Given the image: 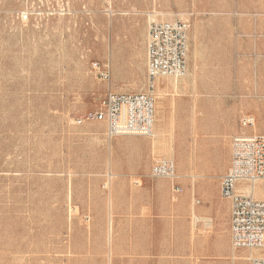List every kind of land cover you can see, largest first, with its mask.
<instances>
[{
    "label": "rangeland",
    "instance_id": "rangeland-1",
    "mask_svg": "<svg viewBox=\"0 0 264 264\" xmlns=\"http://www.w3.org/2000/svg\"><path fill=\"white\" fill-rule=\"evenodd\" d=\"M171 21L190 28L187 74L155 91L170 143L77 124L147 91L150 25ZM244 115L264 133V0H0V264H251L216 195Z\"/></svg>",
    "mask_w": 264,
    "mask_h": 264
},
{
    "label": "built area",
    "instance_id": "built-area-1",
    "mask_svg": "<svg viewBox=\"0 0 264 264\" xmlns=\"http://www.w3.org/2000/svg\"><path fill=\"white\" fill-rule=\"evenodd\" d=\"M108 2L109 0H102ZM28 15H22L27 20ZM189 25L183 22H154L150 25L146 45L147 91L138 94L108 92L97 111L85 114L77 124L101 122L106 125L110 139L123 136L151 137L155 125V91L161 79L178 80L187 74ZM99 76L109 79L108 68ZM243 128H256L252 115L241 118ZM151 177L175 181L174 162L161 160L151 169ZM264 183V134L241 135L232 140V160L220 180L221 197L231 202L230 232L234 251H263V257L252 258L251 264H264V200L256 199L252 190ZM176 194L181 187H174Z\"/></svg>",
    "mask_w": 264,
    "mask_h": 264
},
{
    "label": "bare ground",
    "instance_id": "bare-ground-1",
    "mask_svg": "<svg viewBox=\"0 0 264 264\" xmlns=\"http://www.w3.org/2000/svg\"><path fill=\"white\" fill-rule=\"evenodd\" d=\"M170 15V14H169ZM166 81L169 83V79H166ZM172 82H174V81H172ZM159 84V83H158ZM169 85V84H168ZM172 86H173V83H172ZM174 87V86H173ZM165 95V94H164ZM164 95H163V93H162V91H161V89L160 88H158L157 89V93H156V97L159 99V100H163V98H164ZM161 112V111H160ZM164 114V113H163ZM156 120V119H155ZM157 121V120H156ZM162 122V121H161ZM159 124V123H158ZM161 124V123H160ZM164 125V124H163ZM167 125V124H166ZM156 126V125H155ZM172 126V125H171ZM162 128V127H161ZM167 129H168V127H167ZM167 129H165V130H167ZM164 132V131H163ZM161 130H159V129H157L156 128V130H155V132H153V142H154V144L156 145V144H161V143H163V144H167L168 143V141L170 140H168L167 141V143H166V139H165V135H164V133H163ZM169 132H167V134H168ZM169 143H170V141H169ZM164 145V146H165ZM163 146V147H164ZM171 145H169V147H170ZM173 146V145H172ZM170 150H172V148H170ZM169 150V151H170ZM174 151V150H173ZM178 177V176H177ZM261 182H258V184H256L255 186H252V187H249V188H247V192H249L250 190H252V193H253V195L255 196V197H261V199L262 198H264V190H262L260 187H261ZM192 218V217H191ZM190 218V222H191V220H193V219H191ZM199 220V219H198ZM207 220V219H206ZM205 222V221H204ZM208 222H210V221H208ZM211 224V223H210ZM257 254H253V253H251L248 257H247V259L248 260H251L252 258H260V257H263V255H262V253L261 254H258V252H256ZM257 255H259L260 257H256ZM231 259H233V258H231Z\"/></svg>",
    "mask_w": 264,
    "mask_h": 264
},
{
    "label": "crops",
    "instance_id": "crops-1",
    "mask_svg": "<svg viewBox=\"0 0 264 264\" xmlns=\"http://www.w3.org/2000/svg\"><path fill=\"white\" fill-rule=\"evenodd\" d=\"M155 119H156V116H155ZM256 127H257V125H256ZM251 134H264V133H258L256 131V128H254V132L251 133ZM251 134H247L245 132V130L243 132V135H251ZM231 160H232V142H231L230 149H228V166L231 165ZM229 161H230V163H229ZM220 191H221V187H219L218 190H217V192H216V195H217L218 198L221 197V192ZM223 200H224V205L227 206L228 208L229 207L231 208V202L229 200H225V199H223ZM210 212L211 213H215V208L214 207H211ZM256 251H258L260 254L262 253V255H263V251H260V250H256Z\"/></svg>",
    "mask_w": 264,
    "mask_h": 264
}]
</instances>
